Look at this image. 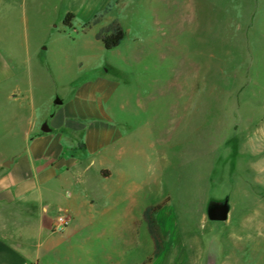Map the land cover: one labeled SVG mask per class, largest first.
Listing matches in <instances>:
<instances>
[{"label":"rangeland","instance_id":"obj_1","mask_svg":"<svg viewBox=\"0 0 264 264\" xmlns=\"http://www.w3.org/2000/svg\"><path fill=\"white\" fill-rule=\"evenodd\" d=\"M38 14L0 24L14 73L0 94V140L25 102L37 123L56 113L87 124L96 107L117 130L107 164L144 204L162 205L151 216L162 211L180 235L178 264H264V0H134L117 20L72 27ZM115 23L126 37L106 50L96 36ZM220 209L224 220L212 218ZM142 235L133 264L155 256Z\"/></svg>","mask_w":264,"mask_h":264},{"label":"crops","instance_id":"obj_2","mask_svg":"<svg viewBox=\"0 0 264 264\" xmlns=\"http://www.w3.org/2000/svg\"><path fill=\"white\" fill-rule=\"evenodd\" d=\"M133 1L0 0V24L26 26L39 17L38 10L62 22L71 13L72 26L77 20L101 24L109 17L117 20V10ZM9 52L0 46V94L14 77ZM88 90L80 94L87 98ZM60 102L56 105L63 107ZM9 103L24 100L11 94ZM24 105L28 113L12 127L3 124L0 140V146L8 145L0 147V264H133L134 244L139 241L137 248H143L144 233L155 249L145 219L150 206L127 174L117 178L107 164V158H116L113 119L95 107L87 124L79 116L56 113L37 123L34 103ZM45 124L49 132L41 130ZM59 212L71 215L62 235L52 233ZM154 221L161 249L151 264H178L180 235L162 211Z\"/></svg>","mask_w":264,"mask_h":264},{"label":"trees","instance_id":"obj_3","mask_svg":"<svg viewBox=\"0 0 264 264\" xmlns=\"http://www.w3.org/2000/svg\"><path fill=\"white\" fill-rule=\"evenodd\" d=\"M74 19V15L69 13L65 19L63 20V25L66 27H72V21ZM126 37V33L124 29L121 27L120 24L115 23L112 25V30L108 33L100 32L97 34L96 38L97 40L101 41L105 47L106 50H113L121 45V43L124 41ZM162 205H158L153 208H149L145 213V219L148 222L149 229L151 236L155 242V255L158 254V252L161 249V241L159 238V235L157 233L154 220L152 219V213L160 209Z\"/></svg>","mask_w":264,"mask_h":264},{"label":"built area","instance_id":"obj_4","mask_svg":"<svg viewBox=\"0 0 264 264\" xmlns=\"http://www.w3.org/2000/svg\"><path fill=\"white\" fill-rule=\"evenodd\" d=\"M71 222V215L66 212H59L55 221L53 222L52 233L62 235L67 230Z\"/></svg>","mask_w":264,"mask_h":264},{"label":"water","instance_id":"obj_5","mask_svg":"<svg viewBox=\"0 0 264 264\" xmlns=\"http://www.w3.org/2000/svg\"><path fill=\"white\" fill-rule=\"evenodd\" d=\"M60 103H61L60 100H57V101L55 102V104H60ZM41 130H42L43 132H49V131H50V129L48 128L47 124H45V125L42 127ZM5 166L8 167V166H9V163H6ZM219 211H220V213H219V217H220V219H218V220H224L223 217L226 216V210H225V209H220ZM211 216H212V213H211ZM212 218H213V216H212Z\"/></svg>","mask_w":264,"mask_h":264},{"label":"flooded vegetation","instance_id":"obj_6","mask_svg":"<svg viewBox=\"0 0 264 264\" xmlns=\"http://www.w3.org/2000/svg\"><path fill=\"white\" fill-rule=\"evenodd\" d=\"M211 213H212V216L214 219H220V217H219L220 211L219 210H213Z\"/></svg>","mask_w":264,"mask_h":264},{"label":"bare ground","instance_id":"obj_7","mask_svg":"<svg viewBox=\"0 0 264 264\" xmlns=\"http://www.w3.org/2000/svg\"><path fill=\"white\" fill-rule=\"evenodd\" d=\"M170 224H171V222H170Z\"/></svg>","mask_w":264,"mask_h":264}]
</instances>
